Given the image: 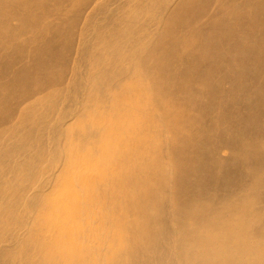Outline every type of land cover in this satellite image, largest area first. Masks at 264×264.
I'll list each match as a JSON object with an SVG mask.
<instances>
[{"label": "bare ground", "instance_id": "obj_1", "mask_svg": "<svg viewBox=\"0 0 264 264\" xmlns=\"http://www.w3.org/2000/svg\"><path fill=\"white\" fill-rule=\"evenodd\" d=\"M88 1L0 0V126L47 80L63 84L67 64L74 61L73 65H78L77 75L73 68L70 86L50 93L45 107L31 103L24 108L23 122L31 125L36 121L38 127H30L19 137L0 135V264H108L109 258L110 264H149L151 259L140 256V251L169 247L163 238L165 203L173 205L178 217L187 216L189 221L209 219L213 203L209 202V207L206 199L216 193L223 198L244 173L262 176L254 178L247 194L228 206L231 209L216 207L215 218L230 229L224 249L226 262L264 264L247 260L241 247L246 234L258 239L264 236V213L258 216L254 212L256 216L251 218L246 211V206L255 205L254 200L264 190V134L253 135L247 142L241 139L252 129L264 130V0H219L222 5L207 18L203 15L214 0H178L154 29L163 0H147L149 3L137 15L119 20L106 16L107 22L98 24L100 31L83 35L73 52L75 45L69 46L71 33L63 34L61 27L75 24ZM56 10L66 14L55 16L49 26L54 31L36 40L42 14ZM142 15L144 26L153 24L144 28ZM127 22L136 24L133 49L142 55L138 62L143 73L125 87H117L113 99L106 100L115 85L114 75L122 76L129 68L119 58L106 66L104 57L128 46L127 38H113L117 28ZM25 32L28 35L24 41L34 42L30 47L16 39ZM188 36L191 41H186L183 51ZM6 46L17 59L22 55L19 53L29 52L30 61L3 80L13 67L4 68L1 55ZM94 47L97 50L91 57L88 53L95 52ZM83 73L89 75V85L102 104L108 109L115 106L108 122L100 126L106 136L97 146L98 154L73 155L58 177L57 187L62 193L46 203L44 221L39 223L42 232L52 234L40 244L52 245L41 249L39 257L28 254L32 250L30 242L17 252L12 234L13 226L23 221L19 213L21 190L34 179L36 164L44 158L43 151L33 157V143L45 141L46 125L57 110L60 94L66 91L67 100H76L84 83ZM83 117L88 119L89 114ZM89 132L85 126L77 142L68 128L59 132L67 139L64 151L72 154L75 147L83 149ZM52 135L56 136V130ZM239 144L244 146L237 147ZM224 146L231 148L232 155H219ZM15 152H27L28 156L13 160ZM21 168L23 173H19ZM34 202L32 199L31 205ZM238 218L254 220L249 223L252 234H243L247 223ZM209 221L217 224V220H208L210 226L213 223ZM180 225L182 236L175 245L179 250L187 244L183 239L194 238L192 231L198 229L193 224ZM6 240L10 242L3 244ZM250 243L259 244L255 240ZM106 249L111 251L108 259L89 255V251L97 254ZM157 255L161 259L157 262L154 255V264L167 263L164 255ZM190 258L197 262L194 264L221 260L213 249Z\"/></svg>", "mask_w": 264, "mask_h": 264}, {"label": "rangeland", "instance_id": "obj_2", "mask_svg": "<svg viewBox=\"0 0 264 264\" xmlns=\"http://www.w3.org/2000/svg\"><path fill=\"white\" fill-rule=\"evenodd\" d=\"M177 1L178 0H163L162 8L157 14V19L154 22L153 29L159 23L162 22L161 19L166 15L168 10H171V7L174 4H176ZM242 1L243 0H237V2L239 3ZM121 2H124V3L122 5H119ZM147 3H149V1L147 0H89L88 3L85 5V7L79 12L77 22L73 25L62 26L61 32L63 34L70 32L71 38H70L69 46L75 45L79 42L80 38L83 35L92 33L95 31L99 32L100 28L98 27V24L104 25L107 22V19L105 18L106 16L109 15L110 20L112 18L119 20L126 16L137 15V13L140 10H142V8L145 7ZM221 5L222 3H220L219 0H214L208 5V8L205 14L203 15V17L207 18L209 15L214 14L218 10L219 6ZM245 8H248V7H245ZM65 14H66L65 11H57V10L55 12L48 13V14L43 13L36 27V32H37L36 40L42 39L45 36L52 33L54 31V27L52 26L49 27V26L54 21V17L63 16ZM141 20H142V25L144 28L148 25L153 24V23H149L144 26V22H145L144 15L141 16ZM13 22H15L14 19H13ZM135 32H136V24L133 25V23L131 24V22L125 23V25H122L120 28L118 27L113 38L115 40L120 39V38H127L129 44L127 47L124 48L122 52H119V51L110 52V53H106L104 56L106 66H109L113 60H116L117 58H119L123 60L125 64H127V66L129 67L126 70L124 75L122 76L114 75L115 85L108 91L107 95L105 96L106 100L113 99V97L116 95L117 87L118 88L125 87L129 83H132L134 79L138 78L143 73L141 65L138 62L140 61L142 55L140 52L135 51L133 49V45L135 44L134 43L135 42ZM27 35H28L27 32L22 33L18 35L16 39L19 43H24L27 47H30L34 42L33 41L25 42L24 39ZM182 41H183V38H182ZM186 41L187 42L191 41L189 36L185 40V45L183 46L184 49H182L183 51L185 50L187 46ZM98 46L100 49L103 48L102 43H99ZM93 49H95V52L88 53V55H90L91 57L95 55L96 50H97L95 47ZM75 50H76V45L73 48V52H75ZM2 53L3 54L1 55V57L5 63L4 68L13 66L12 69L8 71V75H6L3 78V80L9 79L12 73L16 69L22 67L23 65H26L30 61L29 52L26 53L25 55L23 53H19L22 55L17 59L15 52L11 51V48L9 46H6L2 50ZM73 64H74V61H71L70 65L68 64L66 65L68 73L64 77L63 84L61 85L58 84L55 79L47 80L45 83L42 84V86L38 90L33 92V95L29 99L27 100L24 99L23 101H21L16 106L13 117L9 118L5 124L0 126V135H5V138L6 136L11 135V134H13L15 137H19L21 134L26 132L30 127L32 129L33 128L35 129L36 127H38L39 123L36 121H34L31 125H28L26 122H23L22 117H23L24 108L30 105L31 103H33V105L43 108L47 105V98L49 97L48 95L50 93L54 95L57 93L58 88L62 86H65V88L68 87V85L70 86L69 80L73 76V68L74 67L76 68V75L78 71V65H73ZM263 74H264V70H263ZM82 78H83L84 83L80 89V92L76 96V100L74 101L67 100L66 91H63L60 94L62 98L57 103V107H56L57 110L49 117V120L47 122L46 134L44 136L45 141L40 140V142L33 143V157L35 156V154H38L39 152L43 151L44 158L38 161V163L36 164L34 179L30 182L28 186L25 187L24 190H21L22 191L21 192V205L19 208V213L23 216V221L13 226L14 232L12 234L15 237V241L19 248V250L16 249L17 252L20 251V248H22L26 243L30 242L31 243L30 249L32 250L28 251V254H33V255L36 254L37 257H39L41 255V249H46L50 244L52 245V243H49L47 245L40 244L41 240L48 239L49 236H51L52 234H49L47 232H42L40 230L41 226H39V223L44 221V214L47 211L46 203H50L51 199L59 197L62 193V190H58V187H57L59 183L58 177L60 176L61 171L65 167H67L70 162H72L73 155L98 154L97 146L102 144V140L106 136L103 133V131L100 129V126H103L104 124L108 122L110 110L114 109L115 106H111L110 109L106 108L102 104V101L99 99L100 97L96 96L97 91L89 85V75L86 73H83ZM147 83L149 86L152 85V82L150 81V79L147 80ZM227 85L230 87L229 83ZM74 92H72L71 94L73 95ZM101 106L103 107L102 110L97 115H95V113L100 110ZM84 113L89 114L88 119L83 117ZM73 125H75L76 127H73ZM85 126H87L90 131L89 136H88L87 145L83 149L79 147H75L72 151V154L69 153L68 150L64 151V148L67 145V139L59 135V132L61 134L62 130L68 128L72 132L75 142H77L79 140L80 131ZM54 130H56V136L52 135V132ZM261 133L264 134V130L262 128L260 127L255 128V129L250 130L246 134H244L241 139H243L244 142L245 141L247 142V140L251 139L253 135L261 134ZM247 134L249 135L247 136ZM42 141H43V144H42ZM44 145H45V148H44ZM239 146L240 147L244 146V144L237 145V147ZM241 149H238L237 153H241ZM218 153L221 157L232 155L231 148L228 146L221 147ZM27 156H28L27 152H15L13 154V160H22V159H25ZM23 171H24V168H21L19 170V173H23ZM260 176H262V174H259L258 176L254 173L250 175H248L247 173L239 174L237 184L235 183L233 185V188H232L233 190H231V192L225 193L226 195L223 196V198L219 196L218 193L214 194L213 196H217L218 194L216 199L214 198L215 201L213 199V196L209 197V198L212 197L210 200L209 198L206 199L208 201L207 202L204 201V202L207 203L209 207L210 205L208 203L209 202L210 204L213 203L212 204L213 206H211L213 211L210 210L209 219H206L203 221L201 219H197V221H189L187 220L188 219L187 216L178 217L173 205L170 203H165L164 211H165V218H167V220H166V228L163 231V238L165 242L169 243V247L168 249H146V250L140 251V256L145 257L147 259H151L150 260L151 262H149V264H154L152 260V257H154V255H155V260L159 262L161 257H159L157 253L160 254L161 256L164 255L162 258L164 259L165 262H167L166 264H184V262L186 261V260L184 261L185 258L187 259V261L185 262L186 264L187 263L194 264L197 262L194 259L190 258L192 255L199 253V252H208L213 249V251L216 253L218 252V254L221 257V260L219 261V263L214 261L215 264H229L228 259L226 262L227 252L224 251V249H225V245L227 242V237H230L229 231H228L230 229H228L227 227H223L221 224L222 223L221 220H218L215 218L217 216V213H216L218 211L217 208L219 209V205H220V208L223 211H227L231 209L229 208L230 205L232 206L234 202L241 200L240 198L244 197L245 194H247L249 187L253 183L254 178H259ZM32 199L35 200L33 205H31ZM212 199L215 203L212 202ZM254 201H257L255 205H252L249 207L246 206V211L249 216L251 215L253 216V214L255 216L256 214L259 216L260 213L262 214L264 213V190L262 192V195H259L257 199H255ZM2 206L3 204L2 202H0V210L2 209ZM249 212L251 214H249ZM214 214L216 215L214 216ZM46 217L50 221L48 213ZM210 217H212V219ZM245 218H238V221L245 220L247 223L245 224V227L243 229V234H245L247 231L248 233L252 234L249 223L250 221H254V220L253 219L246 220ZM233 219L235 218H232V220ZM208 220H217V224H215L216 221H209L212 223L215 222L213 223L212 226H210L209 223H206L208 222ZM235 221L236 220L230 223L234 224ZM175 222H177V224ZM263 223H264V220H263ZM180 224H184V226L193 224L194 229L198 228L197 230L192 231L194 233H192L191 235H194V238L192 237L190 240H189V237L183 239L187 241V244L185 247H183V249H180L182 250L181 252L175 246L177 244L178 238H180V235L182 236L183 226H181ZM216 226L220 228V231L218 228H216ZM207 227H210V228L208 229ZM241 228L242 227L238 228L240 235H242ZM206 230H209L210 233H208L209 231H206ZM215 230L217 231L215 232ZM186 233H187V230H186ZM207 238H213L212 241L210 242L211 244L206 241ZM52 240L53 238L50 237V242H52ZM253 240L258 242L259 244L250 243ZM88 241L93 242V240H89V239ZM202 241L205 242L206 244H204ZM9 242L10 240H6L3 242V244H8ZM241 244H242L241 247H243V252L245 254L244 257L245 258L247 257L246 258L247 260L248 259L252 260V262L253 261L254 262H260V261L264 262V255H263L264 254L263 252L264 251V236L258 239L254 235L246 234L242 238ZM119 245H121V247L124 246L122 244H119ZM89 249H92V248H89ZM110 252L111 251H108L106 249L105 251H102L97 254H94L93 251L91 252L89 251V253L91 254L89 253L88 254L91 255L93 259L96 258L100 260V257L101 259H108ZM179 252L181 253L180 255H179ZM184 252H185V255L183 256ZM180 257H182V259H180ZM108 261H109L108 264H110L111 263L110 258L108 259Z\"/></svg>", "mask_w": 264, "mask_h": 264}]
</instances>
